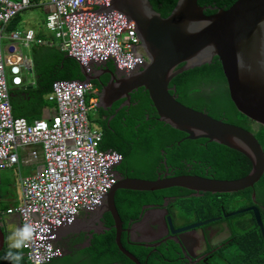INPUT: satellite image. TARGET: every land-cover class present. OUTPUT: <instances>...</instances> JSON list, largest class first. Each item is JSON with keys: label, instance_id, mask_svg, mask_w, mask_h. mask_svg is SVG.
Masks as SVG:
<instances>
[{"label": "built area", "instance_id": "2783aa9c", "mask_svg": "<svg viewBox=\"0 0 264 264\" xmlns=\"http://www.w3.org/2000/svg\"><path fill=\"white\" fill-rule=\"evenodd\" d=\"M36 0H0V169L38 165L32 177L22 178L24 204L12 208L23 224L32 226L25 241L31 264L49 262L53 241L61 222L75 219L80 208H94L117 180L115 166L121 161L116 152L100 150L102 134L93 128L91 113L100 99L87 94L96 92L93 84L59 80L48 97L57 101L49 118L31 123L14 117L10 103L7 66L15 85L24 57L16 53L17 42L29 47L35 42L32 32H14L10 53L5 56L1 28L33 5ZM113 0H49L45 5L46 26L58 33L64 50L83 63L85 56L98 54L99 60L115 58L125 73L143 64L138 52L140 41L136 26L112 7ZM41 44V42H38ZM89 61V60H88ZM27 69V67H26ZM48 119H52L49 122Z\"/></svg>", "mask_w": 264, "mask_h": 264}, {"label": "water", "instance_id": "95a60500", "mask_svg": "<svg viewBox=\"0 0 264 264\" xmlns=\"http://www.w3.org/2000/svg\"><path fill=\"white\" fill-rule=\"evenodd\" d=\"M112 7L128 21L136 23L148 58L153 62L142 71L104 85L100 107L106 108L122 97L129 105L131 91L147 86L161 121L188 134L187 139L206 138L233 148L245 154L253 165L251 174L241 180L182 176L156 181H120L109 195L117 227L121 221L114 208V191L119 188L156 191L180 186L203 192L230 193L259 183L264 177V147L254 132L184 105L168 86L173 76L211 64L217 56L228 81L229 97L237 110L254 124L264 125V0H238L232 8L220 9L213 15H206L205 10L212 7H202L198 0H179L168 18L154 9L151 0H113ZM182 64L184 66L177 70ZM253 209L256 211V208H249L228 217ZM256 212L264 232L262 218L259 211ZM6 244V229L0 225V253ZM117 244L121 249L119 239Z\"/></svg>", "mask_w": 264, "mask_h": 264}, {"label": "trees", "instance_id": "16d2710c", "mask_svg": "<svg viewBox=\"0 0 264 264\" xmlns=\"http://www.w3.org/2000/svg\"><path fill=\"white\" fill-rule=\"evenodd\" d=\"M236 1L199 0V4L202 6H214L215 4L220 8H229ZM151 2L163 17H169L176 8L178 0H151ZM206 13L210 14L208 10ZM31 56L36 75L34 76L36 85L33 88L12 89L10 101L15 116L27 117L30 121H34L36 120L34 116L43 115L46 103L45 96L52 91L55 82L59 80H79L85 77L79 62L57 47L33 44L31 46ZM104 79L106 83L108 77H104ZM176 81L178 90L172 92L177 94V99L180 102L198 110L206 108L215 118L224 117L227 122L241 125V127L250 131L255 130L258 140L264 147V125L254 129V122L237 110L228 95L227 82L218 57H214L210 65L206 64L201 68H194L177 75ZM99 86L102 87L103 84L100 83ZM200 86H209L211 88L210 93L214 95L222 90V94L220 97L209 98L204 102H201L200 99L192 101L190 92ZM95 95L89 94L88 98L90 99ZM132 100V105L129 108H121L119 112L115 113V117L109 124L108 116L102 119L103 114H110L109 111L97 108L92 112V119H97L103 128V132L108 133L104 137L102 148L121 153L124 156L123 163H127L130 169L143 170L147 178L156 180L159 177L156 167L160 165L161 160L167 157L169 164L175 170V176L194 173L193 171L189 172L184 165L176 161L178 160L177 157H185L189 159L195 170L200 169V165H211L217 170L219 169L216 173L217 179L233 178V169L230 167L235 166L243 167L245 176L251 174L253 165L250 159L235 149L213 142L208 143L207 149L203 153L200 141H186L182 142L181 145L178 144L184 133L173 129L171 125L159 119L157 108L148 93H140ZM227 108L232 109V112H226ZM135 142H137V146L133 147ZM187 149H189V155L198 157L196 163L193 162L192 156L183 155ZM162 150H165L166 154L162 155ZM151 152L152 154H150ZM238 208L239 206L234 205L229 209V212L238 210ZM262 221L264 224V218ZM2 222L0 221V224ZM232 222L234 223L233 229L237 225L240 226L234 218ZM251 228L252 230L245 231L242 234H237L238 231L234 229L235 235L233 233V237L240 246V250L233 255L226 256L227 258H238L242 264H255L256 257L264 255V232L255 220L251 222ZM86 252L96 255L102 253L105 260L100 259L98 263L130 264L118 252L113 232L108 233L105 237L97 238L91 249L83 253ZM22 253V246L19 248L6 247L0 253V264H28ZM17 256L19 259H16ZM61 260L56 259L50 264H60ZM241 262L237 264H241ZM259 264H264V258L261 259Z\"/></svg>", "mask_w": 264, "mask_h": 264}, {"label": "flooded vegetation", "instance_id": "af4514ba", "mask_svg": "<svg viewBox=\"0 0 264 264\" xmlns=\"http://www.w3.org/2000/svg\"><path fill=\"white\" fill-rule=\"evenodd\" d=\"M108 70L111 71L105 74V76L109 77L108 80H120L123 76L122 73L112 66H108ZM108 82L109 81H107V83ZM140 93H146L145 87H139L138 89L133 90L131 98L136 97ZM125 102L126 98L122 97L115 100L108 107L103 108L109 111L110 114H103L102 119L108 116L109 124L115 117V113L119 112L121 108H124V106L127 105ZM101 108L102 107H100V109ZM104 135H108V133L104 132ZM187 136L188 135L184 133L178 143L181 145L182 142L186 141L195 142L187 140ZM196 141H200L204 153L207 149L208 143L210 142L204 138ZM188 151L189 149L185 150L183 155L192 156L193 162L196 163L198 157L195 155H189ZM165 158L166 159L161 160L160 162L166 168V171H162V165L160 164L156 169L158 174L160 175L164 172V174L175 176L174 171H170L167 167V165H170L167 157ZM185 161L186 160H184V162ZM178 162L184 165L189 172H194L190 174L199 175L201 178L207 180L217 179L216 173L219 169L217 170L211 165H200L201 168L195 170L191 164L185 165V163L180 160H178ZM230 168L233 169V178L219 180H238L248 176L244 175L243 167L241 166ZM153 195H155L154 200L145 205L137 217H125L128 222L127 228L129 231L128 233L123 234L124 239L129 244L130 252L142 264H225V260L232 264H237L241 262L238 258H227L225 257V254L221 253L219 250L220 247H230V245L234 242L238 248L240 247L233 237L234 223L232 222V219L234 218L240 226L250 223L249 230H247L250 231L252 230L251 222L253 220H255L259 225L256 211H259L262 220L264 218V180H261L254 187L230 193L212 191L203 192L186 188H173L159 193H154ZM123 197L124 195L119 198L121 203L123 201ZM195 198H208L218 204V216L208 220H203L199 223H192L193 212L186 207H182L181 211L178 210L176 208V202ZM234 205L239 206L238 210L229 212V209ZM249 208H256V211L253 209L240 213L235 217H228L229 214ZM207 221L215 222L203 227L188 229ZM236 252H238V250H235L233 254ZM263 258L264 255L258 258L256 257L255 264L261 263V259Z\"/></svg>", "mask_w": 264, "mask_h": 264}, {"label": "clouds", "instance_id": "9594fccd", "mask_svg": "<svg viewBox=\"0 0 264 264\" xmlns=\"http://www.w3.org/2000/svg\"><path fill=\"white\" fill-rule=\"evenodd\" d=\"M178 2H179V0H178ZM178 2H177V5H178ZM236 2L232 6H230L229 8H220L219 6H217L215 4H214V6H208V5L202 6V5L199 4V0H198V4L200 6H202V7H212V8H207L205 10V14L206 15L216 14L218 12V10H220V9L228 10V9L232 8L236 4ZM177 5H176V7H177ZM207 10L210 12V14L206 13ZM164 18H168V17H164ZM129 22H133L135 24V26H136L137 38L140 41V47L138 49V52L143 57V61H142L143 64L142 65H137L136 68H135V70L125 73L123 70L120 69L119 62H117V60L115 58H113V57L112 58L110 57L108 60L107 59L106 60L105 59L99 60V55L98 54L94 55L93 57H91V56H85L83 58V60L88 63V64H85L81 60H79L77 57H74L73 55H71L70 52L65 51L64 48H63L64 47V43H63L62 39H60L58 37V33L55 32V31H53V30H50L46 26V23H47V19H46V21H45V27H46V29H48V30L53 31L54 33H56L57 34V38L61 41L59 46H52V45H50V47H57V48H59L64 53H67V55L69 57H71V58H73V59H75L76 61L79 62V64L81 65L82 73H83V75H84L85 78L84 79H79L77 81H79L81 83H86V84H93V89H95L96 92H90V93H88L87 94V98H88V95L89 94H96L95 96L98 97L101 100L103 86L107 84V82L106 83L104 82V80H105L104 77H108V76H105V74L107 72H111V71L108 70V66H112L113 68H115L116 70H118L120 73H122L123 76H122L121 79H123L125 77H128V76L134 74V73H137L139 71H142V70L146 69V67L149 66L153 62V61H150L149 58H148V54L149 53L146 52V48L144 47V42H143L142 38H140V35H139V32H138V28H137L136 23L134 21H131V20ZM16 32H20V31H16ZM28 32H32L33 33L35 42L32 43L29 47H27V49L29 50L30 58L22 55L24 57V60L26 61V66L23 67L21 65V71L19 72V75H18V77L21 79V84L20 85H15L14 84L13 78L15 77V75L13 73H11V76H12L11 77V84H12V86H10V92H9L10 97H11V91H12V89L21 88V87H30V88H33L36 85V79H34V76H36V75L34 73V68H33V60H32V56H31V46L33 44H38V41H37L36 35L34 34L33 31H28ZM38 45H45V44H43V42H42L41 44H38ZM23 46H24V44H23ZM215 57H217V56H215ZM212 62H213V60H212ZM183 66H184V64L178 66L177 67V70H179ZM26 67H27V69H26ZM196 68H201V67H196ZM23 70H25L24 71V74H25L24 75V79L22 78V72H23ZM31 70L33 72H31ZM185 72H187V71H185ZM179 74H181V73H179ZM179 74H177V75H179ZM177 75H175V76L172 77V79L170 80V84L168 86L169 91L171 93H173V94H175V93L172 92V91H177L178 90V84H177V81H176V76ZM27 77L31 81H33L34 84H30L29 81H25V78H27ZM224 77H225V75H224ZM108 79H109V77H108ZM225 79H226V77H225ZM7 81H8V78H7ZM69 81H76V80H69ZM107 81H111V79L110 80H107ZM116 81H118V79ZM226 82H227V86H228L227 79H226ZM27 83H29L30 85H27ZM98 83L99 84L102 83L103 86L102 87L99 86ZM143 87H145L146 93H148L150 95V97H151L150 89L147 88V86H143ZM52 90H53V88H52ZM210 91H211V88L209 86H200L198 88H195L194 90H192L190 92L191 100L192 101H196L197 99H200L201 102L207 101L210 98V96H209ZM50 92H52V91H50ZM49 93L46 95L47 97H48ZM131 93H132V91H131ZM228 95H229V91H228ZM176 96H177V94H176ZM132 99L133 98H131L130 104L129 105H126L124 107H128L129 108L132 105V101H133ZM88 100H89V98H88ZM126 101H127V99H126ZM10 103H11V101H10ZM188 107H190V106H188ZM98 108H100V104H99ZM191 108H193V107H191ZM193 109H195V108H193ZM196 110H198V109H196ZM55 111L56 110H54L53 113ZM200 111H205L208 114H210V112L207 111L206 108H203ZM12 113H13V110H12ZM13 115H14V113H13ZM90 115H91V123L93 125L92 113ZM14 117H18V116H15L14 115ZM19 118H26L28 121H30L27 117H19ZM44 118L45 119L46 118H49V114H48L47 117H44L42 115L41 118H38V119H36L34 121H30V122L31 123H34L37 120H42ZM219 119H222L223 121H225L224 120V117L223 118H219ZM48 120H49V122L52 121V119H48ZM225 122H227V121H225ZM228 123H230V122H228ZM259 127H260V125L255 124L254 129H258ZM97 130H99V129H97ZM100 132H101L102 138H103L104 133H103V131H100ZM253 132L256 135V131L254 130ZM182 133H184V132H182ZM199 139H201V138H199ZM199 139H196V140H199ZM204 139H206V138H204ZM187 140H190V139H187ZM196 140H191V141H196ZM206 140L208 142H210L208 139H206ZM210 143H213V142H210ZM178 144H180V143H178ZM136 146H137V142H135V144L133 145V147H136ZM230 149H233V148H230ZM109 151L116 152L119 155H121V157H122L121 158V161L115 166V173L117 175V180H116L115 185L104 196V198L100 201V204H97L96 206H94V208H88V207L80 208V210L77 212L74 220L70 221L69 219H67V220H64V221L61 222V225H59V227H58V229L56 231V238L53 241V248H54L55 255L52 258L49 259V262L44 263V264L53 263L56 259H63L64 257L70 255V253L73 256V259H72V263L71 264H112V263H109V262L98 263L100 261V259L105 260V257H104V255L102 253H101V255H96L94 253L91 254V253H87V252L86 253H83L84 251H87V250H90L91 249V247L93 246V242L97 238L105 237L108 233H111V232L114 233L115 243H116L118 252L123 257H125V259L128 260L130 264H133V263H135V264H142L130 252V250H129V244L124 239L123 234L124 233H128V231H129L128 228H127L128 227L127 226V223L128 222H127V220H126V218L124 216V213L121 210V204L122 203L119 201L120 196L125 195V194L130 193V192H133V191H138V190L129 189V188H119V189H116L114 191V208H115V211L118 214V216L120 218V221H121V225L119 227H117V222L115 220L114 213L111 210L109 195L115 189V187L118 185V183L120 181H123L121 179V177L119 176L118 169H119V167L124 162V156L121 153L117 152V151H114V150H109ZM103 152H107V151H103ZM150 154H152V152ZM164 154H166V151L165 150H162V155H164ZM164 159H166V158H164ZM177 159L180 160V161H183V162H184V160H186L184 162L185 165L190 164L189 159H187L185 157H177ZM178 160H176V161H178ZM160 164L162 165L161 162H160ZM167 167L170 169V171H174L175 172V170L172 168V165H170V166L167 165ZM9 169L17 170L19 173L22 170V169L20 170L18 167H16V168L15 167H10V168H6V169H0V171H6V170H9ZM156 169H157V167H156ZM133 170L138 174V176H140L142 178H134L132 180H143V181L151 180V179L147 178V175H146V173L143 170H139V169H133ZM162 171H166V168L163 165H162ZM156 172H157V170H156ZM182 176L201 177V176L196 175V174L195 175H193V174H190V175L186 174V175H179V176H170V175L164 174V172H163V174H160L159 175L158 179L175 178V177H182ZM143 178H146V179H143ZM158 179H156V180H158ZM242 179H244V178H242ZM156 180H151V181H156ZM210 180H219V179H210ZM238 180H241V179H238ZM173 188H186V187L176 186V187L165 188V189L156 190V191H152V192H162L164 190L173 189ZM186 189H193V188H186ZM193 190H198V189H193ZM198 191H202V190H198ZM18 207H20V206H18ZM18 207H16V208H18ZM6 214H7L6 211L0 212V218L3 219L6 216ZM10 214H11V216H13V214H16V216L19 218V221H20L19 222L20 223V230L19 231H16V235H17V237H19V239L16 241L15 244H12L10 242V238H11V235H12V233L14 231H12V232L9 231L8 230V227L4 224V222H2V224H0V225L4 229H6V236H7V244H6L5 248L6 247H16V248H19L20 246H22V250H23L22 256H23L24 259L27 260L26 262L28 264H31V262L27 258V249L25 248V241L31 238L33 228L29 224H25V225L23 224V220H22L21 214L19 212H14V213H10ZM212 222H215V221H207V222L201 223L199 225H195V226H200V225H203V224L205 226V225H208V224H210ZM195 226H193V227H195ZM193 227H190V228H193ZM117 239L120 240L121 249L119 248V246L117 244ZM16 259H19V257L17 256ZM115 264H117V263H115Z\"/></svg>", "mask_w": 264, "mask_h": 264}, {"label": "rangeland", "instance_id": "374dc122", "mask_svg": "<svg viewBox=\"0 0 264 264\" xmlns=\"http://www.w3.org/2000/svg\"><path fill=\"white\" fill-rule=\"evenodd\" d=\"M11 1H17V0H11ZM49 3V0H36L33 5L25 10H22L19 12V16L24 15L31 18V23L35 24L37 19L42 16V14L45 11V5ZM46 12V11H45ZM17 15V16H18ZM4 35V34H3ZM24 47V46H23ZM24 56H28L29 52L26 48L23 49ZM24 77V72H23ZM7 77H8V83L10 86L11 84V74L9 70V66H7ZM222 90H219L216 95L210 93V98L221 96ZM45 108H47L49 111H54L55 108H57V101L50 99L49 97L45 96ZM226 112L230 113L232 112V109L227 108ZM42 116H34L35 119L41 118ZM93 128L100 129V125L97 121V119L93 118ZM39 171L38 165H26L25 163L22 165V170L19 173L17 170L9 169L6 171H3L1 173L2 175V182L0 183V207L8 206L10 204L17 206H22L24 204V192L22 189V178L26 177H32L33 175L37 174ZM177 206L176 208L178 210H182V207H186L189 210L193 212L192 216V223H199L203 220H208L210 218H215L219 214V207L218 204L211 201L208 198L204 199H185L180 200L176 202ZM247 220V218H246ZM250 223L244 225V226H235V231H238L237 234H242L245 231L249 230ZM11 235L10 242L12 244H15L16 241L19 239L16 235V231ZM220 252L225 254L226 256L233 255L235 250H240V248L235 245V242L230 245V247H220ZM73 256L70 253V255L64 257L60 264H71L72 263ZM225 264H232L230 262L224 261Z\"/></svg>", "mask_w": 264, "mask_h": 264}, {"label": "crops", "instance_id": "0c3cea01", "mask_svg": "<svg viewBox=\"0 0 264 264\" xmlns=\"http://www.w3.org/2000/svg\"><path fill=\"white\" fill-rule=\"evenodd\" d=\"M46 16H47V13L44 11L42 16H40L37 19L36 23L32 24L31 18L28 16H25V13L22 16L16 15V17L11 21V23L9 25L1 28L2 35L4 34L3 40H2L4 55L7 56L10 53V46L13 44V42L11 40L12 33L16 32V31H20V32L21 31L22 32L33 31L34 34L36 35L38 42L42 41L43 44H45V46H50V45L59 46L61 41L57 38V34L54 33L53 31L46 29V27H45ZM24 48L27 49V46L23 47V44L21 42H17L16 53H18L21 56L24 55L23 54ZM28 52H29V50H28ZM26 57L30 58V55L28 54V56H26ZM24 71L25 70H23V72ZM23 72H22V74H23ZM22 78L24 79L23 75H22ZM25 81H29L30 84H34L33 81H31L28 77L25 78ZM29 83H27V85H30ZM43 116L44 117L48 116L47 108H45ZM18 117H22V116H18ZM99 125H100V123H99ZM100 128H101V130L100 129L99 130L103 131V128L101 127V125H100ZM105 136L106 135L103 136L102 141L100 143V150L101 151L112 150V149H103L102 148V142H103ZM118 171H119V176L121 177L122 180L142 178V177L138 176V174L133 169H130L127 163H123L119 167ZM2 172L3 171H0V183L3 180L2 175H1ZM143 179H146V178H143ZM154 193H159V192L138 190V191H133V192L125 194L123 197L122 204H121V210L124 213V216L126 218L137 217L139 212L142 211V209L144 208V206L149 204L150 202H152L154 200V198H155V195H153ZM12 208H16V207L12 204L8 205L7 207L6 206L0 207V212H3V211L7 212L6 216L3 219L0 218V221L4 222V224L8 227L9 231H11V232L13 230L19 231L20 230L19 218L16 216V214H13V216H11V214L8 212Z\"/></svg>", "mask_w": 264, "mask_h": 264}]
</instances>
